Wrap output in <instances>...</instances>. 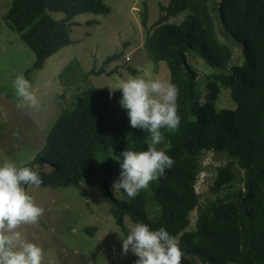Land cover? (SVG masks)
Here are the masks:
<instances>
[{
	"label": "trees",
	"instance_id": "1",
	"mask_svg": "<svg viewBox=\"0 0 264 264\" xmlns=\"http://www.w3.org/2000/svg\"><path fill=\"white\" fill-rule=\"evenodd\" d=\"M160 9L163 14L148 29L144 47L153 62L168 65L170 81L179 89L182 117L175 131L162 130L166 140L160 149L175 161L165 176L134 199L122 189L123 199L112 193L108 180L119 177V155L145 150L149 134L130 127L119 104L121 91L104 88L81 92L75 106L60 112L36 156L17 166L37 171L40 186L79 187L82 180L89 185L105 180L103 193L122 231L125 217L133 224L164 227L184 252L182 264H264V0H169ZM110 10L104 0H11L5 19L35 53V70L73 43V17ZM51 11L65 16L54 19ZM181 14L180 22H169ZM214 16L225 33L243 43V62L231 64L232 49L220 39ZM147 19L144 5L143 26ZM189 52L216 69L205 75L204 94L187 62ZM119 57L109 55L103 66ZM74 65L73 60L64 70ZM103 66L91 72L101 73ZM221 88L229 90L234 108H216ZM108 146L117 156L115 162L105 154ZM208 152L229 160L216 166L211 185L213 192L224 190L222 196L201 201L196 185ZM234 164L243 170L235 194L227 190L235 180ZM149 200L159 208L154 218L148 213ZM195 209L194 228L189 229ZM85 230L92 234L94 228Z\"/></svg>",
	"mask_w": 264,
	"mask_h": 264
},
{
	"label": "rangeland",
	"instance_id": "2",
	"mask_svg": "<svg viewBox=\"0 0 264 264\" xmlns=\"http://www.w3.org/2000/svg\"><path fill=\"white\" fill-rule=\"evenodd\" d=\"M168 1L104 0L110 13H82L73 17L72 21L77 23L71 27L73 43L48 57L42 68L34 70L31 67L36 60L35 53L5 19L11 0H0V162L11 161L16 165L30 162L43 147L60 112L75 106L81 92L116 89L120 82L134 77L170 81L166 62H153L144 47L148 29L163 14L160 7ZM144 5L147 26L141 22ZM49 14L54 19L65 16L60 11ZM217 17L214 16L218 35L233 52L231 64L243 62V43L225 33ZM182 18L183 14L170 17L169 22L178 23ZM114 53H120V57L103 66L105 58ZM186 56L204 94L207 90L205 75L216 69L193 52ZM73 60L77 66L64 70ZM101 66L103 72H91ZM20 75L31 82L32 91L39 100L38 107H30L18 97L13 82ZM232 102L229 90L221 88L216 108H234ZM163 144L157 147L160 149ZM105 154L115 162L117 156L110 146ZM228 160L226 156L211 152L204 154L196 185L201 201L222 196L224 190L220 194L213 192L211 185L216 166ZM233 172L235 180L227 190L235 194L242 185L243 170L234 164ZM115 180V177L108 180L110 189L116 198L123 199L119 191H113ZM105 182L100 180L89 185L82 180L79 187L28 186L27 191L45 211L38 223L22 225L18 230L44 249V264H135L137 257L130 251L127 254L122 251V239L134 224L125 217L126 232H123L115 222L103 193ZM147 208L150 217L158 215L156 203L149 200ZM195 220L196 209L190 213L189 229L194 228ZM85 228H94L93 233ZM198 264L203 263L198 261Z\"/></svg>",
	"mask_w": 264,
	"mask_h": 264
},
{
	"label": "clouds",
	"instance_id": "3",
	"mask_svg": "<svg viewBox=\"0 0 264 264\" xmlns=\"http://www.w3.org/2000/svg\"><path fill=\"white\" fill-rule=\"evenodd\" d=\"M13 87L25 104L38 107L39 100L28 79L17 76ZM110 89L121 91L119 104L127 112L130 127L149 134L145 150H125L119 155L121 171L112 184L114 192L122 189L134 199L174 166V159L157 145L166 140L162 130L171 132L180 126L179 89L171 81L135 77ZM42 183L41 176L32 168L11 161L0 162V264H44V249L18 230L22 225L38 223L43 215L44 208L26 190V186L39 187ZM122 251L135 255V264H182L184 256L179 242L168 230L153 229L145 223L131 227L122 239Z\"/></svg>",
	"mask_w": 264,
	"mask_h": 264
}]
</instances>
